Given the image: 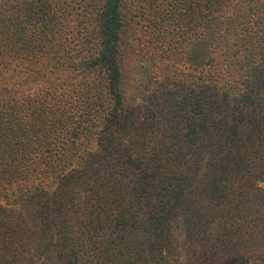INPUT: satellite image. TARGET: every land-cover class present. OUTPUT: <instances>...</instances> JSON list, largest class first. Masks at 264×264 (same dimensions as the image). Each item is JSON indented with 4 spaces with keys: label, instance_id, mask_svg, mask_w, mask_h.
I'll use <instances>...</instances> for the list:
<instances>
[{
    "label": "trees",
    "instance_id": "16d2710c",
    "mask_svg": "<svg viewBox=\"0 0 264 264\" xmlns=\"http://www.w3.org/2000/svg\"><path fill=\"white\" fill-rule=\"evenodd\" d=\"M194 1L199 13L207 7L213 15L199 48L187 54L200 78L181 95L167 79L166 99L139 121L122 107L121 0H97L91 10L59 0H0V192L6 201L15 191L21 197L17 217L0 207V264L264 258V41L252 49L248 36L232 42L240 27L249 31L252 6L221 20L214 13L231 0H180L186 9ZM68 16L92 17L94 45L46 44L77 27ZM214 30L221 44L206 50L203 40ZM76 66L102 72L105 92L87 83L76 105L59 94L53 104L18 102L20 79ZM121 120L142 141L122 147L119 138L109 156H90L98 148L89 144L94 128H124ZM35 148L46 154L30 163ZM83 153L87 159L74 169Z\"/></svg>",
    "mask_w": 264,
    "mask_h": 264
},
{
    "label": "rangeland",
    "instance_id": "374dc122",
    "mask_svg": "<svg viewBox=\"0 0 264 264\" xmlns=\"http://www.w3.org/2000/svg\"><path fill=\"white\" fill-rule=\"evenodd\" d=\"M59 1H64L65 4L73 7L91 10L97 0ZM250 6H252V14L245 19L249 31L245 33L243 28L240 27L232 38L233 42V39L237 40V37L248 36L250 43L245 46L247 49H252L259 42L264 41V0H231L225 10L220 9L214 13L219 16V19L223 20L234 9L243 12ZM210 10L207 7H202L199 13L195 1L192 7L186 9L180 0H121V40L123 41L122 44L127 46V50L120 60L122 69L120 90L124 98L122 107L124 109L127 107L133 108L137 120L143 121L144 116H147V110H154L166 99L167 95L164 94L166 90H163L162 86L167 79L176 82L172 89L175 90L177 95H181L183 90L192 88V84H195L193 82L199 80L200 74L193 64L190 65L187 54L200 45L198 37L204 29L205 20L213 16L210 14ZM85 16L88 17V14ZM91 18L68 16L69 24H75L77 27L68 26L61 35L55 34L53 38L51 36L47 39L46 44L68 47L94 45L96 36L90 34V29L94 25ZM86 30L89 32H86ZM220 34L221 31L214 30L212 34L205 36L203 43L206 50L213 49L217 44H221ZM245 54L246 52H244ZM243 58L244 56H242ZM208 67L209 65L205 67L204 76L209 72ZM19 81L18 102L23 106L28 102H35L40 99H46L50 101V104H53L54 101H51L50 98L58 96V94L62 96L63 102L76 105L80 99V93L85 91L83 86L87 83L98 86L96 94L100 92V95H102L105 92V81L102 72L88 73L85 66L70 67L67 70L47 71L43 75L33 74L31 77H24ZM168 88L171 87L168 86ZM231 94H233V90ZM110 109L109 107L105 110V121L110 118L108 115ZM77 114H80V112L78 111ZM121 124L123 126H119L124 127L125 130L118 127V125H113L112 128L108 129H102L104 127L102 123L96 126L94 128L96 130L94 138L96 139L94 140L98 139V141L93 140L89 144L94 147L98 143V148L95 154L91 153L92 155H89L109 156L119 142V138L123 142L122 147L129 142L142 141V137L135 135L132 129H126L128 125H125L122 120ZM107 126H110V124L108 123ZM100 130H103L104 133L99 134ZM52 141H55V139L52 138ZM44 152L46 151L43 149L35 148L30 150L26 157L30 163H34L41 155L46 154ZM52 153H55V151L52 150ZM87 157L88 153L81 154L74 169L81 167ZM20 200L21 197L16 191L8 201H6L4 194L0 192L2 215L12 213L17 217ZM12 201L14 202L11 203ZM13 220L15 219L13 218ZM241 264H264V258L262 260L250 258L243 260Z\"/></svg>",
    "mask_w": 264,
    "mask_h": 264
}]
</instances>
